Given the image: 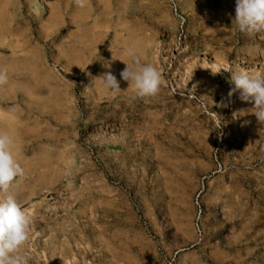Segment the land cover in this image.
I'll return each instance as SVG.
<instances>
[{
	"label": "rangeland",
	"instance_id": "rangeland-1",
	"mask_svg": "<svg viewBox=\"0 0 264 264\" xmlns=\"http://www.w3.org/2000/svg\"><path fill=\"white\" fill-rule=\"evenodd\" d=\"M234 16L235 0H0L29 264H264V125L227 99L231 72L264 76V34ZM129 49L156 97L121 79Z\"/></svg>",
	"mask_w": 264,
	"mask_h": 264
},
{
	"label": "clouds",
	"instance_id": "clouds-1",
	"mask_svg": "<svg viewBox=\"0 0 264 264\" xmlns=\"http://www.w3.org/2000/svg\"><path fill=\"white\" fill-rule=\"evenodd\" d=\"M74 3L77 7L84 8L87 0H74ZM233 24L240 32L249 36L264 34V0H235ZM127 54L132 64L125 63L126 67L120 72L121 79L134 87L139 97H156L161 90L160 72L153 65L142 63L141 57L132 49ZM104 67L110 68V63L104 64ZM97 79L113 93L121 90L120 81L111 71L104 72ZM7 82V71L0 68V86ZM228 82L234 85L228 92V103L239 92L242 101L253 104L257 122L264 125V76L250 75L241 70L231 72ZM228 103L222 101L221 106L227 107ZM14 147L11 136L0 132V193H7L0 200V264H29V257L22 250L30 237L31 219L15 195L9 192L14 181L24 175L23 167L13 154Z\"/></svg>",
	"mask_w": 264,
	"mask_h": 264
},
{
	"label": "bare ground",
	"instance_id": "bare-ground-1",
	"mask_svg": "<svg viewBox=\"0 0 264 264\" xmlns=\"http://www.w3.org/2000/svg\"><path fill=\"white\" fill-rule=\"evenodd\" d=\"M218 63V61L215 63V64H217ZM219 64V63H218ZM216 66V65H215ZM218 67H220V66H218ZM222 68H224V67H221V70H222ZM218 69V68H217Z\"/></svg>",
	"mask_w": 264,
	"mask_h": 264
}]
</instances>
